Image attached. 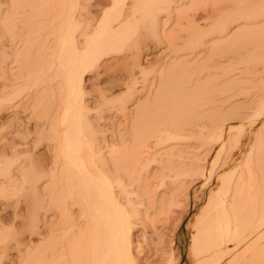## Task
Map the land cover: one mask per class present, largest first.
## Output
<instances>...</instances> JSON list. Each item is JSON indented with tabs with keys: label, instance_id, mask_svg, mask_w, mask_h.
<instances>
[{
	"label": "rangeland",
	"instance_id": "rangeland-1",
	"mask_svg": "<svg viewBox=\"0 0 264 264\" xmlns=\"http://www.w3.org/2000/svg\"><path fill=\"white\" fill-rule=\"evenodd\" d=\"M18 1L14 21L5 29L2 20L12 0H0V57L4 58L6 84L4 89L0 88V97L23 89L22 78L37 77L36 71L51 61L50 22L55 11L51 10L50 1ZM110 3V0H80L75 12L76 20L83 23L77 37L80 43L83 41L80 35L90 33ZM168 6L169 10L163 5L159 12L156 33L147 44H141L131 59L114 62L99 77L90 69L85 72L87 81L81 98L94 152L112 176L123 175L115 163L116 154L122 149L119 139L124 138L125 126L119 114H99L96 108L99 87L109 95L108 101L131 96L126 111L129 123L139 108L144 109L141 129L159 138L149 139L150 149L142 157H154L158 160L155 165L161 160L171 161L172 156L180 152V158L192 157L186 148L173 142L157 144L163 131L185 138L198 137L200 133L206 135L216 128L224 132L222 146L211 144L201 151L202 166L211 169V179L207 183L197 176L178 180V185L171 186L179 188L174 191L172 206L166 202L163 188L153 179L157 168H152L148 177L144 172L139 182L133 175L124 178L126 185L140 186L138 192L143 200L136 206L139 216L132 235L136 264H196L197 258L192 254L195 225L206 208L208 197L219 190L218 176L236 172L248 159V151L257 139L260 137L264 142V114L257 116L259 105L264 102V0H171ZM140 34L145 37L144 26ZM108 57L113 58V55ZM28 65L39 66L27 74ZM130 71L135 74L133 90L129 89L133 80L124 78ZM50 86L51 99L46 90L48 85L41 84L31 92L22 93L13 107L0 112V133L8 136L12 130L8 123L12 120L20 126L15 140L33 139L45 123L48 131L50 123L53 125L58 119L60 93L64 92L59 88V78H53ZM45 138L49 136L46 135L35 149L29 148L28 154L19 156L20 161L27 155L35 157L38 169L47 175L34 189L43 206L37 223L34 228L22 230L17 243H8V234L19 232L15 229L17 223L33 213L24 209L14 213L11 201L0 198V264H23L28 256L34 258L31 264L56 261L88 264L83 244L79 241L74 250L70 246L79 229L84 228L82 223L68 235L63 251L59 248L53 253L69 224L68 218L62 217L60 228L64 230L49 235L55 223V210H50L49 204L55 190H59L60 173L55 176L50 166L48 155L54 148ZM175 164H179L178 161ZM2 166L0 159V169ZM55 166L58 168V164ZM18 184L16 181L6 186L0 179V194L12 196L18 191ZM1 204H5V210ZM153 213L158 216L153 217Z\"/></svg>",
	"mask_w": 264,
	"mask_h": 264
},
{
	"label": "bare ground",
	"instance_id": "bare-ground-1",
	"mask_svg": "<svg viewBox=\"0 0 264 264\" xmlns=\"http://www.w3.org/2000/svg\"><path fill=\"white\" fill-rule=\"evenodd\" d=\"M49 1L51 10L55 11L54 19L50 22L52 45L48 50L51 52V61L40 71H36V79L34 75L27 79L23 77V89L7 97H0L2 112L8 107H13L22 93L31 92L41 84L48 85L46 90L51 99L53 89L50 82L53 78L60 79L59 88L64 91L60 93L58 119L53 121V125L50 123L48 131L45 123L33 139L20 137L15 140V135L18 138L20 133V126L12 120L8 123L12 127L8 136L0 133V159L3 160L0 169L1 184L6 183L7 186L11 182L19 181L15 194L9 197L0 194V198L11 201L10 207L14 213H19L22 209L33 213L30 218L17 223L15 229L19 232L9 233L7 242L17 243L22 230L34 228L42 211L43 206L38 201L34 189L47 172L38 169L37 159L32 155H27L23 161L19 160V156L28 154L29 148L35 149L48 135L49 138L45 140L54 148L48 155L50 166L56 173L55 176L60 173L59 190H55V196L49 204L50 210H55V223L49 235L64 230L60 228L62 217L68 218L69 224L55 244L53 253L56 254L59 248L63 251L68 235L74 233L75 228L82 223L84 228L79 229L70 246L74 247V250L80 241L88 254V264H136L132 235L139 216L136 206L143 200L138 192L140 186L126 185L124 178L133 175L136 182H139L144 172L148 177L152 168H157L158 171L152 175L153 179L157 180L158 187L163 188L166 202L172 206L175 201L174 191H179V188H174L178 185V180L197 176L203 183H207L211 179V169L202 166L201 151L211 144L222 146L224 132L216 128L206 135L200 133L198 137L185 138L172 131H163L157 144L173 142L180 148H186L192 157L180 158V152L172 156L171 161L161 160L155 165L158 160L154 157H142L150 149L149 139L157 137L141 129L144 109L139 108L129 123L126 111L131 96L124 95L108 101L109 95L99 87V105L96 106L99 114H119L125 126L124 138L119 139L122 140L119 144L122 149L116 154L115 163L123 175L112 176L104 169L101 159H98L97 153L94 152L89 125L83 116L81 98L87 81L85 72L90 69L99 77L114 62L131 59L141 44H147L148 39L156 33L159 12L163 5L169 10L168 4L171 0H110L109 9L93 25L90 33L80 35L83 39L81 43L77 37L83 23L78 22L75 17L80 0ZM19 4L18 0H12L10 9L3 16L5 29L14 21ZM143 26L146 28L145 37L140 34V28ZM111 54L113 58L108 57ZM38 66H26V73L36 70ZM3 68L4 58L1 56V90L6 85L3 81ZM124 78L133 80L129 88L133 90L135 74L132 71L127 72ZM261 114H264V102L260 103L257 110V116ZM176 161L179 164H175ZM57 164L58 168L55 169ZM217 179L220 183L219 190L208 197L206 208L195 225L196 236L193 239L192 254L197 258L196 264H264L262 139L259 137L250 147L248 159L236 172L218 176ZM175 183L177 185L172 188ZM1 206L5 210V204ZM152 215L158 216L156 213ZM71 216L73 219H69ZM33 259L28 256L23 264H31ZM54 264L61 262L56 261Z\"/></svg>",
	"mask_w": 264,
	"mask_h": 264
}]
</instances>
